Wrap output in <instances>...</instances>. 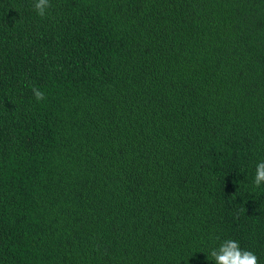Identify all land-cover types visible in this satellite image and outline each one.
Instances as JSON below:
<instances>
[{
  "label": "trees",
  "instance_id": "trees-1",
  "mask_svg": "<svg viewBox=\"0 0 264 264\" xmlns=\"http://www.w3.org/2000/svg\"><path fill=\"white\" fill-rule=\"evenodd\" d=\"M261 158L264 0H0V264H264Z\"/></svg>",
  "mask_w": 264,
  "mask_h": 264
},
{
  "label": "clouds",
  "instance_id": "clouds-1",
  "mask_svg": "<svg viewBox=\"0 0 264 264\" xmlns=\"http://www.w3.org/2000/svg\"><path fill=\"white\" fill-rule=\"evenodd\" d=\"M51 0H33L35 14L45 18L49 14ZM34 99L39 102L45 98V94L39 88L33 87ZM251 184L255 188L264 186V158L254 162V170ZM214 246L208 250V257L213 264H258L257 255L246 248L241 247L240 241L229 236H216Z\"/></svg>",
  "mask_w": 264,
  "mask_h": 264
}]
</instances>
